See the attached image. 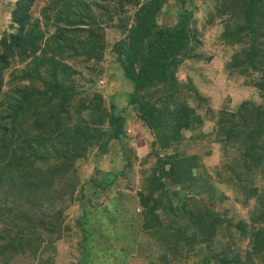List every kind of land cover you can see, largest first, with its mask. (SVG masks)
Instances as JSON below:
<instances>
[{
	"label": "trees",
	"instance_id": "1",
	"mask_svg": "<svg viewBox=\"0 0 264 264\" xmlns=\"http://www.w3.org/2000/svg\"><path fill=\"white\" fill-rule=\"evenodd\" d=\"M35 1L11 2L7 24L0 12V264H52L53 244L70 226L79 231L72 264H170L173 256L189 264L196 251L197 264H264V0H214L207 22L223 20L217 37L227 54L226 77L231 87L261 98L217 109L194 83L204 76L195 64L213 58L201 48L193 11L207 0H46L34 18ZM111 29L118 39L108 40ZM106 53L126 85L121 94L132 118L152 137L131 195L119 183L137 158L124 141L126 117L114 95L96 87ZM206 121L212 127L203 132ZM205 138L227 158L220 179L232 183L242 202L254 200L249 222L202 200L185 210L187 198H201L206 185L199 184L207 178L202 154L188 152ZM114 140L124 147V169L96 165L83 178L78 160L93 149L100 157L110 153ZM150 157L154 165L147 167ZM103 193L110 199L101 210L94 200ZM73 205L78 212L70 225L65 218ZM162 208L181 218L185 211L192 233H182L173 217L165 225ZM221 225L229 242L217 248L212 237ZM125 230L140 239L156 236L157 245L122 244Z\"/></svg>",
	"mask_w": 264,
	"mask_h": 264
},
{
	"label": "rangeland",
	"instance_id": "2",
	"mask_svg": "<svg viewBox=\"0 0 264 264\" xmlns=\"http://www.w3.org/2000/svg\"><path fill=\"white\" fill-rule=\"evenodd\" d=\"M3 0H0V3ZM15 0H9L5 2V6L0 4V12L2 10V15H4V20L9 23V9H11V2L13 3ZM46 0H36L31 7V12L33 17L41 16V7L45 4ZM188 4L189 7H192L195 2L190 1ZM214 0H207L206 2L197 1V6L193 8L194 18L196 19V26L201 33V39L203 40V46L201 47L203 51L211 52L213 54L212 61L208 63H197L195 64L196 68L201 70L203 76V81L198 78V76H194V83L197 85L198 89L203 92L206 96H208L211 100V105L217 109L221 106H226L227 108H233L236 106V103L246 97L251 96L256 102H261V98L253 89H246L241 86L231 87V81L227 79L226 72L223 68V64L225 59L227 58V54L223 52L221 49V45L218 43V34L223 28V20L221 17H217L214 19L212 24L207 22L209 17V12H211L214 8ZM174 18V16H173ZM42 19V18H41ZM223 19V17H222ZM53 28H51L52 30ZM119 32L115 29L108 30L109 41L111 39H118ZM222 50V51H221ZM227 53L230 54L229 49H225ZM71 62V61H70ZM113 63V55L106 53L104 60L101 65L105 67L104 74L99 78L96 76V87L105 95H114V101L117 104V111L123 114L126 117V131L127 137L123 140L125 141L127 149H132L137 155L136 159L133 160V166L123 168V163L125 161V157L121 156V152L124 147L121 146V142L114 140L115 148H112L110 153L106 155L98 156L96 153V149L91 150L87 158L78 160L76 166L79 172L81 173L83 178H88L93 171V167L99 165L101 168H109L110 163L116 164V171H121L124 169L125 176L122 180H120V185L123 187L121 190L123 193L127 195H131L137 189L139 181L141 180L140 173V165L139 159L143 156L148 155V151H150L149 141L152 139L151 135L143 128L140 124L134 121L132 118V107H129L127 104V100L122 96L123 89H126V85L121 81V75L119 70L112 67ZM77 66V64H76ZM79 68V66H77ZM189 67L193 68V65H189ZM82 71V75H88V71L83 67H80ZM90 74V73H89ZM7 78V74H6ZM231 82V83H230ZM241 83L242 80L240 79ZM6 85L3 89H6ZM128 89V88H127ZM251 93V94H250ZM109 101V99H107ZM212 123L210 121H206L203 126L202 131L207 132L211 129ZM198 152L202 154V164L203 169H201L202 175L207 176L206 180L204 177H201L199 180L202 185L206 184L202 189V194H200L201 198H187L186 209H196L199 202L198 200H202L205 203L211 202L214 206V209L217 211L224 213L225 216L233 218L234 221L238 219L244 220L246 222L250 221V215L253 210V202L254 200H250L248 203L242 202V194L238 191H235L231 188V182L227 183L224 179H220L218 176V171L221 169L222 163L227 158L223 156V152L220 148V144L218 142L212 141V139H204V142L199 145H191L189 147L188 152ZM231 158V155L229 156ZM150 160L147 161V167L154 165V158L150 157ZM205 180V181H204ZM128 185H133L134 189L129 188ZM119 188V187H118ZM117 188V189H118ZM121 188V187H120ZM198 193V189L196 191L190 190L185 191L186 194ZM200 193V192H199ZM196 196H199L196 194ZM110 199V198H109ZM109 199L107 194L103 193L102 196L97 197L94 200L98 209H103V207H109ZM176 205V202H175ZM136 212L138 209H135ZM184 211V210H183ZM77 207L75 205L71 206L69 212L67 211V217L65 218V223L73 222V219L77 215ZM139 213V212H137ZM157 213L163 218V222L165 225L169 224L172 220V217L176 219L175 225L178 226V229H181L182 233L191 234L194 226L191 224L185 214V211L182 214V218L178 217V213L169 212L167 209H159ZM187 217V218H186ZM137 219V218H135ZM95 223V222H94ZM122 223L121 219H117L114 224ZM124 224H126L124 222ZM127 225V224H126ZM128 226V225H127ZM71 230L64 234V237L61 240L55 241L53 245H55V251L52 253V256H55V260L52 264H72L73 261L77 258V233L79 232L75 226H70ZM224 225L218 227V232L215 236H213V246L220 248L225 245V241L229 242L228 237L225 235ZM122 236L124 241L122 244H127L133 246L136 241L139 243H146V241H152L155 246L157 245L155 242L157 241L156 236L153 237L151 234H144L143 239L139 238V233L133 234L131 230L123 231ZM97 234V233H94ZM116 236H120L121 234L115 233ZM104 239L103 237H100ZM227 238V239H226ZM155 240V242H154ZM219 243V244H217ZM217 244V246H216ZM51 251V250H50ZM106 252V251H105ZM51 254V252H50ZM189 264H197V260H199L201 254L196 251L195 255H192ZM101 257L107 260V256L102 254ZM174 262L171 261L170 264H180L179 258L173 256ZM186 264V263H185Z\"/></svg>",
	"mask_w": 264,
	"mask_h": 264
}]
</instances>
